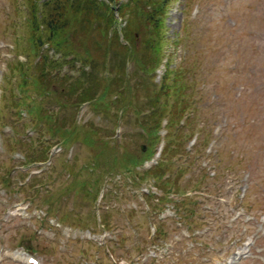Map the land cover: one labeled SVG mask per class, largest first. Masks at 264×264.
Wrapping results in <instances>:
<instances>
[{
	"label": "rangeland",
	"instance_id": "rangeland-1",
	"mask_svg": "<svg viewBox=\"0 0 264 264\" xmlns=\"http://www.w3.org/2000/svg\"><path fill=\"white\" fill-rule=\"evenodd\" d=\"M83 1L74 46L32 52L33 1L0 0V264H264V0H146L156 56L138 7L114 2L122 43L129 28L159 60L127 78L117 43L98 46L108 1ZM157 114L149 147L139 121ZM182 130L186 152L158 156Z\"/></svg>",
	"mask_w": 264,
	"mask_h": 264
},
{
	"label": "trees",
	"instance_id": "trees-1",
	"mask_svg": "<svg viewBox=\"0 0 264 264\" xmlns=\"http://www.w3.org/2000/svg\"><path fill=\"white\" fill-rule=\"evenodd\" d=\"M32 1H33V4H32V14L33 15H32V19H30V27H31V31H32V35L30 38V44H31L32 52H34L36 50L38 42L40 40L44 41V39H46V38L50 41L51 44H53V47H54L53 49L56 52H57L58 48H61V47L67 46V45L74 46L73 42L71 41V35L69 33V28L74 23V19L72 18L71 13L76 12V10L73 9L71 6V3H73L74 0H44L40 4L37 3V0H32ZM85 1L86 0H84L83 2H85ZM107 1H108V3H106V2H99L98 3L99 6H102L104 8V11L106 9L107 13H111V15L105 20L102 19V17H101L100 21L103 22L105 27H107L108 29H107V32H105V34H107V35H102L103 41H101L98 44V46L100 47V46L104 45L107 47V50H108L110 48L111 44H113L114 42L117 43V46L120 50V56H121V59H120L121 61L119 63V67L122 68L119 71V73H121V75L124 78H127V75H128L127 74V70H128L127 66L131 62L135 63L137 66L142 68L144 71L148 70L150 68L156 67L159 64L158 57L155 59H149L148 58L149 56H147V54L145 52H143V54H141V55L138 54L139 51L137 50V44H136V39H135L136 35H137L136 32H134V31L131 32L129 30V28H127V30H123L124 42L126 44L124 42L122 43L120 36L114 30L117 23H116L115 17L113 16V13L110 11V10H112L111 5L114 2L115 3L119 2L120 0H107ZM148 2H150V1H148ZM148 2L146 0H129V2L126 5H120L118 10L120 12H122L123 6H124L125 10L126 9H128V10L132 9V14H133V7H138V10L140 12L139 16L142 19L140 21H137L139 23V26L137 25V28L140 29V31L145 30L146 36H148L147 31L149 29H152V32H151L152 37L151 38L147 37L146 41H145L146 42V52H148L149 48H150L152 53L156 56V53H157L156 51L158 50V43L153 41V40H155V38H153V36H155L154 31L158 32V36H159L160 27L159 26L157 27V23L153 19V15L151 13H149L147 10L149 7H153L154 3H148ZM81 12H83V11H81ZM96 21H99V20L95 19L92 16H90L87 19V23L93 22L91 24V26ZM100 21H99V23H101ZM159 23H160V21H159ZM130 24H131V22L129 20H128V22L126 21L127 26H129ZM131 26H132V24H131ZM101 27L102 26H100V28ZM133 29H135V28H133ZM44 31H45V34L43 35ZM45 35H46V38H45ZM140 36L142 37L141 33H139V37ZM116 43H114V44H116ZM155 46H157V47H155ZM68 52H69V55H67L66 58H69L71 56L72 59L65 61L64 64H68V65L76 64V62L78 60H81V59H78V57H77V55L80 56V54L78 53V51L76 49L68 51ZM108 53L109 52H106V54H108ZM86 58H88V57H86ZM152 60H153V63H151ZM87 61L93 62L92 59H87ZM97 64H99V63H95L94 68H96ZM166 79H167V76H166ZM93 82H94V76L91 75V77L89 79V83L91 84ZM35 84L44 86L43 83H41L39 80H37ZM124 84H125L124 86H126V87L123 89V92L121 91L118 95L121 98L123 97L124 92L128 93V91L131 89L129 87L128 83H126V81ZM47 87H49L48 84H47ZM74 89H78V86L75 85ZM109 90H110V86H107L105 88L104 92H108ZM158 92L159 91H157V93ZM87 94H90V93H87ZM121 100L119 101L120 104L121 103L124 104V107H122V108L126 109L125 102L121 101ZM126 102H127V99H126ZM158 109H161V107L159 106ZM42 111H43L42 108L39 109L36 116H38V117L41 116V119H46L47 122L49 121L48 120L49 118H50V120L53 119L52 114H45V116H44V115H42ZM161 121L162 120L159 119V114L154 115L153 117L149 118L148 120L139 121L140 128L144 131V134H140L138 136L140 137V139L145 140L146 144H148L149 147L156 146L160 142V140H159L160 137L158 135V129L162 127ZM168 128H170V125L168 126ZM51 130H54V129H51ZM184 133L185 132H183V130H182L181 134L176 135L174 145L169 143L168 145H166L164 147L162 157H163V155H164V157L167 156L168 153H170L172 150H174V147L179 152H180V150L186 152V150L184 149V146H183L184 144H181L186 139H188V135H184ZM176 143H178V144H176ZM180 146L183 149H181ZM150 157L151 156L148 155V152H142V159L143 160L139 164H135V165H141L142 162L146 158H150ZM190 158H192V157H190ZM47 159H48V157H46L43 161H46ZM135 161L137 162L138 159H136ZM163 166H164V162H163V158H162V161H160L156 166L145 171V173H146L145 176L148 177L150 174H152L154 179L161 178L162 174H163L162 173L163 172L162 171ZM202 174L204 175V177L206 176V174H204V173H202ZM146 178L144 177L143 180H146ZM203 180H205V179H203ZM203 180L200 181V183H202ZM200 183H198V185Z\"/></svg>",
	"mask_w": 264,
	"mask_h": 264
},
{
	"label": "water",
	"instance_id": "water-1",
	"mask_svg": "<svg viewBox=\"0 0 264 264\" xmlns=\"http://www.w3.org/2000/svg\"><path fill=\"white\" fill-rule=\"evenodd\" d=\"M143 149L145 150V147Z\"/></svg>",
	"mask_w": 264,
	"mask_h": 264
}]
</instances>
